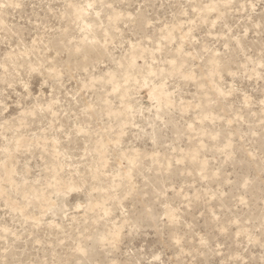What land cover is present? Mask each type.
<instances>
[{
    "label": "rangeland",
    "instance_id": "obj_1",
    "mask_svg": "<svg viewBox=\"0 0 264 264\" xmlns=\"http://www.w3.org/2000/svg\"><path fill=\"white\" fill-rule=\"evenodd\" d=\"M0 264H264V0H0Z\"/></svg>",
    "mask_w": 264,
    "mask_h": 264
},
{
    "label": "bare ground",
    "instance_id": "obj_2",
    "mask_svg": "<svg viewBox=\"0 0 264 264\" xmlns=\"http://www.w3.org/2000/svg\"><path fill=\"white\" fill-rule=\"evenodd\" d=\"M87 62H89V61H87ZM179 68V67H178Z\"/></svg>",
    "mask_w": 264,
    "mask_h": 264
}]
</instances>
